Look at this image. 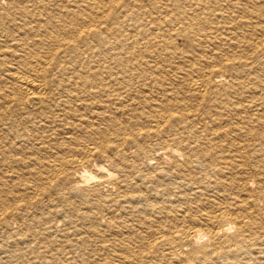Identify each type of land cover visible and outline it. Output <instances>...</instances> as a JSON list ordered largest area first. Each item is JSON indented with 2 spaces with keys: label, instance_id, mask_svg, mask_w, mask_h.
<instances>
[{
  "label": "bare ground",
  "instance_id": "1",
  "mask_svg": "<svg viewBox=\"0 0 264 264\" xmlns=\"http://www.w3.org/2000/svg\"><path fill=\"white\" fill-rule=\"evenodd\" d=\"M0 264H264V0H0Z\"/></svg>",
  "mask_w": 264,
  "mask_h": 264
}]
</instances>
